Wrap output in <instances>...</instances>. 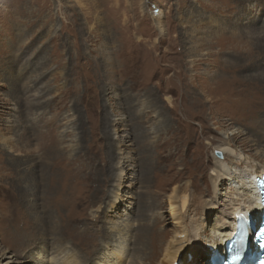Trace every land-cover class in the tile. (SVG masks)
I'll return each instance as SVG.
<instances>
[{"label":"rangeland","instance_id":"1","mask_svg":"<svg viewBox=\"0 0 264 264\" xmlns=\"http://www.w3.org/2000/svg\"><path fill=\"white\" fill-rule=\"evenodd\" d=\"M220 147L263 170L264 0H0V263L108 264L128 225L120 264H145L175 187L217 206L205 229L236 220Z\"/></svg>","mask_w":264,"mask_h":264},{"label":"bare ground","instance_id":"2","mask_svg":"<svg viewBox=\"0 0 264 264\" xmlns=\"http://www.w3.org/2000/svg\"><path fill=\"white\" fill-rule=\"evenodd\" d=\"M218 150L228 156L227 159L229 160L226 164L219 159H215L214 166L216 168V174L212 175L215 177L212 178V182L214 184V189L218 191V184L221 179L225 176L231 178L230 181L233 183L230 184L229 194H227L229 204L228 216L229 219L236 218V220L228 222L226 219L221 218L211 230L205 229L203 219L206 217L208 210H212L217 206H214V204H211L208 200L203 199L204 197L197 198L195 194H192L187 190L188 188L182 192L180 187H175L168 200L174 219L173 221L177 226L176 231L173 233L161 232L158 226L159 223L157 222L156 224L145 227L141 233L136 235V245L139 247L137 252L138 255L143 253L141 261H144L145 264H204V261L209 260L211 256V251L208 249V245L215 247V250L221 249L220 246H222L224 247L222 252L224 251L223 253H225L226 242L236 231L237 219L239 216L244 217L245 213H247L245 211L248 209L251 213L256 215L254 221L258 226L260 225L262 220V213L260 212L262 210L261 199L263 198V194L260 192L259 182L264 179V168H262L263 170H260L254 166L243 167L244 163L241 161H235L231 157L229 154V152H231L229 148L220 147ZM215 198H217V193ZM70 203L74 209H80L84 205L82 199H78L76 195L71 197L66 205H69ZM41 219L42 221L39 224L40 227H42L41 231L43 232L46 230L45 228L51 227L50 232L53 236L57 237L59 235L60 225L59 221L56 220V216L52 214L49 218L42 217ZM70 220L72 221L73 219ZM129 230L130 227L128 225L123 230H121L120 226H117L116 228L114 227V229L112 228L111 234H106V240L109 241L105 242V248L108 247L107 249H109L112 242L116 239V235L119 237L117 246L114 247L111 252V259L107 257V253L102 257L108 262V264H120L123 260L127 261L129 259V257L126 256L128 255L127 250L130 241L123 239L124 241H121L123 243L119 242L121 238H125V235H127L126 232ZM102 231L104 232V230ZM168 237L169 241L167 240ZM89 238L90 236H88V239ZM91 239L89 240L91 241ZM158 239L159 241L156 242ZM23 246L24 244L22 247ZM200 246H203V248L206 249L205 256L195 262H189L188 255L191 253L193 254L194 252L199 254L200 248L198 247ZM95 258V256L91 257L88 261L94 260ZM7 259L8 256L4 254L0 257V262ZM96 259H98V257ZM75 260V257L68 256L66 260L64 259V264H78ZM134 261L135 259L132 258L131 264H135ZM44 262V260H41L35 263L44 264Z\"/></svg>","mask_w":264,"mask_h":264}]
</instances>
